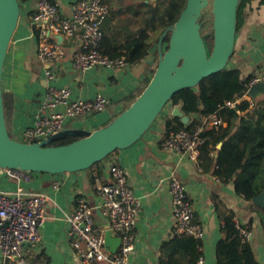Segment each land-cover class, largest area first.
Masks as SVG:
<instances>
[{
  "label": "crops",
  "instance_id": "obj_1",
  "mask_svg": "<svg viewBox=\"0 0 264 264\" xmlns=\"http://www.w3.org/2000/svg\"><path fill=\"white\" fill-rule=\"evenodd\" d=\"M51 1L60 5L62 16L68 17L70 4L76 0ZM136 1L139 0H114L110 3L112 10L104 33L114 38L119 48L141 28V16H135L132 10L127 9ZM151 1L143 2L146 4ZM34 5L35 0H30V4L21 10L18 27L4 63L2 90L5 119L11 138H17L31 124L44 91L41 84L43 69L52 70L55 86L69 88L75 99L91 100L99 94L110 101L105 110L69 122L65 129L93 132L107 125L133 102L152 77L158 61L157 44L139 65L111 71L95 69L81 74L71 71L67 64L72 54L79 49L80 42L63 39V62L60 65L41 64L35 54L30 55L27 44L32 40L35 48L28 23ZM228 68L238 69L242 80L264 69V6L258 1L251 2L241 12L234 53ZM241 101L252 105L248 97H243ZM167 111L169 113L171 108ZM190 117L188 124L194 120L205 121L200 114ZM167 118L171 117L164 119ZM164 119L156 122L136 144L126 150L116 151L92 170L58 176L35 174L29 181L0 173L1 192L12 194L20 186L26 196L41 192L48 196L44 210L45 223L40 231V242L32 250L33 255L45 259L48 264H81L66 235L65 215L72 212L75 199L82 197L93 208L94 225L105 228V220L96 208V186L110 182V168L120 165L125 170L127 185L140 205L131 264H191L193 251L189 245L185 241L171 243L175 229L168 184L171 175H175L184 185L186 196L193 205L194 222L201 225L204 231L200 250L204 264L216 262V247L225 239L222 221L228 213H233L240 227L248 229L255 259L258 264H264V228L261 222L264 209L238 196L232 183L223 184L212 173L202 172L196 163L189 162L184 156L165 151L162 147L166 137ZM221 146L222 143H219L217 148ZM55 183L60 185L57 191L51 188ZM116 238L110 234L105 248L110 250Z\"/></svg>",
  "mask_w": 264,
  "mask_h": 264
},
{
  "label": "built area",
  "instance_id": "obj_2",
  "mask_svg": "<svg viewBox=\"0 0 264 264\" xmlns=\"http://www.w3.org/2000/svg\"><path fill=\"white\" fill-rule=\"evenodd\" d=\"M21 5L20 3V8ZM107 13L108 8L102 0L73 1L68 17L61 15L58 3L51 0H35L29 17V28L35 41L36 58L41 64L60 65L63 62L65 50L50 37L54 34L62 35L63 39L80 42L79 49L67 63L73 72L84 74L95 69L111 71L130 67L131 65L123 59H109L99 51L101 24ZM152 53L153 51L150 52ZM42 79L46 85L41 100L30 126L24 128L17 138H13L18 142L43 141L65 130L69 122L101 112L110 104L107 97L99 94L91 100L73 98L69 88L55 86L52 70L43 69ZM259 83L264 84V69L249 79L243 97H248L249 88ZM241 100L225 102L224 107L234 108ZM170 112L166 110L162 119L170 117ZM204 126L216 133L224 123L215 115H211L204 121ZM202 129L203 127H197L189 131L179 128L170 132L163 140L162 147L165 151L178 153L189 162L196 163L198 147L204 141L200 138ZM0 173L23 181H29L35 175L1 169ZM168 184L171 211L175 219L174 236L192 237L201 242L204 231L201 225L194 222L193 205L186 196L184 185L175 175L170 176ZM59 186V183H55L51 188L57 191ZM96 195V208L105 220V228H97L94 225L93 208L82 197L75 199L72 212L65 215L66 235L75 256L81 264H131L140 205L127 185L124 168L113 165L110 168V182L97 185ZM47 201V194L41 192L26 196L20 186L12 194L0 191V264H48L45 259L32 254V250L40 242ZM106 231L120 239L115 253L105 248ZM240 233L243 239L249 242L250 234L244 230H240ZM195 264H204L202 255Z\"/></svg>",
  "mask_w": 264,
  "mask_h": 264
},
{
  "label": "water",
  "instance_id": "obj_3",
  "mask_svg": "<svg viewBox=\"0 0 264 264\" xmlns=\"http://www.w3.org/2000/svg\"><path fill=\"white\" fill-rule=\"evenodd\" d=\"M239 0H186L176 22L157 42L158 61L152 77L133 102L107 125L93 132L65 129L36 143H21L11 138L5 119L2 76L6 55L18 27L21 8L18 0H0V169L23 173L58 176L87 171L116 151L126 150L142 139L176 93L197 89L211 75L228 69L234 53ZM212 36L208 50L204 39ZM50 37L62 44V35ZM166 39V42H165ZM165 45V49H163ZM43 87L46 82L41 81ZM246 85L245 81H242ZM264 95V84L249 88L248 97ZM170 117L188 125L191 117L179 107L171 108ZM73 138L60 146L52 143ZM264 209V190L251 199ZM110 232L105 234V246ZM116 238L110 247L115 253Z\"/></svg>",
  "mask_w": 264,
  "mask_h": 264
},
{
  "label": "trees",
  "instance_id": "obj_4",
  "mask_svg": "<svg viewBox=\"0 0 264 264\" xmlns=\"http://www.w3.org/2000/svg\"><path fill=\"white\" fill-rule=\"evenodd\" d=\"M28 1L18 0L21 4ZM111 1L114 0H102L108 13L101 24L102 37L98 48L109 59H123L130 65H139L147 57L160 35L176 22L186 3V0H155L156 5L153 6L139 0L130 5L127 9L132 10L133 15L141 16V28L119 48L117 41L104 33V26L112 10ZM253 1L264 6V0H239L236 28L242 10ZM204 42L207 49L211 50L213 41L210 34L205 36ZM249 79L242 80L238 69L228 68L203 79L197 89L182 90L171 98L170 108L177 106L187 116L200 114L206 121L209 116L215 115L221 119L226 126H221L216 134L196 120L186 126L174 118H167L164 122L166 136L179 128L192 131L203 127L200 138L204 141L198 147L197 166L204 173H212L223 184L232 183L235 193L247 201L264 190V95L251 99V106L247 101H240L234 108L224 107V103L242 99ZM74 140L65 138L50 146L65 145ZM219 143H222L220 149L217 148ZM222 222L225 239L216 247L215 264H258L250 243L240 233V230L248 232V229L235 222L233 213L226 214ZM261 222L264 228V210ZM178 241H185L192 249L191 264H195L201 256V242L192 237L173 236L171 243Z\"/></svg>",
  "mask_w": 264,
  "mask_h": 264
},
{
  "label": "rangeland",
  "instance_id": "obj_5",
  "mask_svg": "<svg viewBox=\"0 0 264 264\" xmlns=\"http://www.w3.org/2000/svg\"><path fill=\"white\" fill-rule=\"evenodd\" d=\"M150 3H151L153 6L156 5V1H155V0H152ZM27 4H30V0H29L28 2L22 4V5H21V9H23L25 6H27ZM28 23H29V19H28ZM27 44L29 45V48H28L29 53H30L31 56H33V55L35 54L34 43H33L32 40H30V41L27 42ZM34 56H35V55H34ZM168 108H170V105H169V104L165 107V109L163 110V112L159 115V117H158L157 120H156L157 122L160 121V120L163 118V115H164V113L166 112V110H167Z\"/></svg>",
  "mask_w": 264,
  "mask_h": 264
}]
</instances>
